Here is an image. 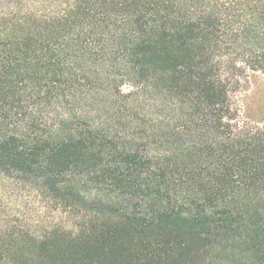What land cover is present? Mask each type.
<instances>
[{
    "label": "trees",
    "instance_id": "trees-1",
    "mask_svg": "<svg viewBox=\"0 0 264 264\" xmlns=\"http://www.w3.org/2000/svg\"><path fill=\"white\" fill-rule=\"evenodd\" d=\"M245 68L264 0H0V173L61 214L0 199V264H264Z\"/></svg>",
    "mask_w": 264,
    "mask_h": 264
},
{
    "label": "rangeland",
    "instance_id": "rangeland-1",
    "mask_svg": "<svg viewBox=\"0 0 264 264\" xmlns=\"http://www.w3.org/2000/svg\"><path fill=\"white\" fill-rule=\"evenodd\" d=\"M232 102L238 110L239 120L264 124V74L248 68L240 71L236 89L232 92ZM7 182L17 181L0 173V199L7 203L5 212L8 215L25 216L32 225L37 224L38 220L42 223L44 217L56 219L61 215L56 210L47 212L41 208L29 190L20 192L8 189Z\"/></svg>",
    "mask_w": 264,
    "mask_h": 264
}]
</instances>
